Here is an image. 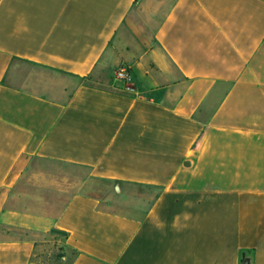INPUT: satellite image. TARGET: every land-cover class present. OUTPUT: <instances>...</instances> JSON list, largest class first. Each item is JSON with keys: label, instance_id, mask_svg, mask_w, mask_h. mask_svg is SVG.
Returning a JSON list of instances; mask_svg holds the SVG:
<instances>
[{"label": "crops", "instance_id": "0c3cea01", "mask_svg": "<svg viewBox=\"0 0 264 264\" xmlns=\"http://www.w3.org/2000/svg\"><path fill=\"white\" fill-rule=\"evenodd\" d=\"M45 162L140 192L23 210L53 204L14 203ZM49 242L68 264H264V0H0V264Z\"/></svg>", "mask_w": 264, "mask_h": 264}, {"label": "rangeland", "instance_id": "374dc122", "mask_svg": "<svg viewBox=\"0 0 264 264\" xmlns=\"http://www.w3.org/2000/svg\"><path fill=\"white\" fill-rule=\"evenodd\" d=\"M38 167L44 170L45 175L38 180L36 177H27L19 187L20 198L14 203L25 204L33 199L35 194H41L53 204L48 207H28L23 210L55 215L69 196L82 192L95 195L102 205L114 210L130 211L132 195L140 192L131 185H116L113 182L91 178L88 170L77 166L45 162ZM142 193L145 196L154 194L147 189H144ZM42 250L41 254H38L40 257L36 260L37 264H68L72 258V252L67 251L57 242H49Z\"/></svg>", "mask_w": 264, "mask_h": 264}, {"label": "built area", "instance_id": "2783aa9c", "mask_svg": "<svg viewBox=\"0 0 264 264\" xmlns=\"http://www.w3.org/2000/svg\"><path fill=\"white\" fill-rule=\"evenodd\" d=\"M114 78L117 81L124 83L125 89H130L131 72L127 66L120 65L117 67V69L114 71Z\"/></svg>", "mask_w": 264, "mask_h": 264}, {"label": "trees", "instance_id": "16d2710c", "mask_svg": "<svg viewBox=\"0 0 264 264\" xmlns=\"http://www.w3.org/2000/svg\"><path fill=\"white\" fill-rule=\"evenodd\" d=\"M54 233L59 234V235H63V233L58 232V231H54ZM72 254H73V253H72ZM60 257H62V255H61ZM241 264H248V260L242 258V259H241Z\"/></svg>", "mask_w": 264, "mask_h": 264}]
</instances>
